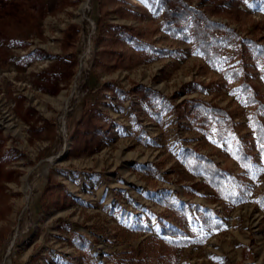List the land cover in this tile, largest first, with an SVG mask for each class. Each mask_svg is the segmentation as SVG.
Instances as JSON below:
<instances>
[{
	"label": "rangeland",
	"instance_id": "374dc122",
	"mask_svg": "<svg viewBox=\"0 0 264 264\" xmlns=\"http://www.w3.org/2000/svg\"><path fill=\"white\" fill-rule=\"evenodd\" d=\"M184 1L214 60L161 0H0V264H264V0Z\"/></svg>",
	"mask_w": 264,
	"mask_h": 264
},
{
	"label": "trees",
	"instance_id": "16d2710c",
	"mask_svg": "<svg viewBox=\"0 0 264 264\" xmlns=\"http://www.w3.org/2000/svg\"><path fill=\"white\" fill-rule=\"evenodd\" d=\"M163 4V17L166 28L172 32L183 31L185 28H190L194 32V37L198 41L200 48L211 60H214L220 54L221 42L228 39L231 41L234 37L233 31L227 29L220 22L210 20L204 11L198 9L184 0H161ZM79 33V26L76 23H71L64 32L62 47L65 49L73 44L77 39ZM60 63H66L65 59L59 61ZM57 66V65H55ZM203 105L202 101H198ZM206 111L212 113V115H219L225 113V110L218 105L205 104ZM203 108L205 106L203 105ZM262 121H258L256 126V132L259 139H262ZM205 160V169L210 165L213 166V161L204 156H200ZM219 169L217 166L213 167V172L219 175Z\"/></svg>",
	"mask_w": 264,
	"mask_h": 264
},
{
	"label": "bare ground",
	"instance_id": "6f19581e",
	"mask_svg": "<svg viewBox=\"0 0 264 264\" xmlns=\"http://www.w3.org/2000/svg\"><path fill=\"white\" fill-rule=\"evenodd\" d=\"M82 10H83V12H84V15H85V18L84 19H82V20H85L88 24L85 26V27H87L89 24H93V21L91 20V18L90 17H88L87 15H86V8H85V5L82 7ZM83 67H84V63L82 62L81 63V69H83ZM64 131V130H63ZM67 132V131H66ZM66 134V133H65ZM64 134V135H65Z\"/></svg>",
	"mask_w": 264,
	"mask_h": 264
},
{
	"label": "snow or ice",
	"instance_id": "6c2138e0",
	"mask_svg": "<svg viewBox=\"0 0 264 264\" xmlns=\"http://www.w3.org/2000/svg\"><path fill=\"white\" fill-rule=\"evenodd\" d=\"M262 148H264V145H262Z\"/></svg>",
	"mask_w": 264,
	"mask_h": 264
}]
</instances>
